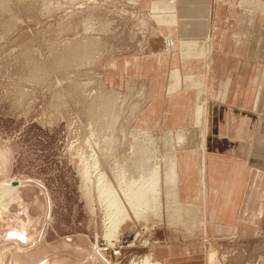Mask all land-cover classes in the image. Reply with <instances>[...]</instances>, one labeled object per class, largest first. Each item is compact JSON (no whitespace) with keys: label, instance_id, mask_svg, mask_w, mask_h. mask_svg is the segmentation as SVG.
<instances>
[{"label":"rangeland","instance_id":"rangeland-1","mask_svg":"<svg viewBox=\"0 0 264 264\" xmlns=\"http://www.w3.org/2000/svg\"><path fill=\"white\" fill-rule=\"evenodd\" d=\"M151 15L141 0H0V264L159 263L156 245L184 240L195 245L188 264H264V231L202 238L200 215L166 197L162 219L146 210L105 237L95 162L118 188L117 177L140 181L149 138L162 156L167 132L200 139L164 126L179 51L153 50L171 31Z\"/></svg>","mask_w":264,"mask_h":264},{"label":"crops","instance_id":"crops-1","mask_svg":"<svg viewBox=\"0 0 264 264\" xmlns=\"http://www.w3.org/2000/svg\"><path fill=\"white\" fill-rule=\"evenodd\" d=\"M141 3L159 25L171 31L162 30L164 38L150 41L153 50H163L168 42V52L178 50L177 59L188 70L182 75L176 59L175 69L170 75L167 71V82L175 93L169 96L164 114V126H185L200 133L199 140L178 146V198L191 211L185 216L200 215L202 238L261 234L264 0ZM180 84L182 90H176ZM190 243L161 242L151 255L163 264H188L196 259L195 245Z\"/></svg>","mask_w":264,"mask_h":264},{"label":"bare ground","instance_id":"bare-ground-1","mask_svg":"<svg viewBox=\"0 0 264 264\" xmlns=\"http://www.w3.org/2000/svg\"><path fill=\"white\" fill-rule=\"evenodd\" d=\"M188 140H187V132L170 131V132L165 133L164 140L162 141V143L165 146L166 153L164 156H162L163 147L158 145L159 141L152 137L149 138L148 141L145 142L144 146L142 145L141 152L139 150L140 152L139 158L140 160H142L141 170H143V173H141V176H139L140 181H138L139 178L136 180L131 179V178L126 180L125 179L126 176H124L123 179L117 177L115 180H116V183L119 189L116 187L113 180H111L110 177L107 176V174L105 173L106 171L105 172L99 171L101 170L102 165L99 162V159L97 158L98 162H95L94 164L95 171H96L95 173L98 174V180H97L98 184L96 186L98 189L100 203H102L103 205L105 204L106 211L108 212V216H109L108 222L106 223L107 231L105 235L109 244H112L113 241L118 240V238L122 234L123 226L126 222H128V220L132 221L133 217L137 219H139L142 216L144 217L143 213H145L146 210L148 211L153 210L152 212H155V213L157 212V214L159 213L158 215L162 219L163 209H164V203H163L164 197L167 198V202H168L167 208H169L170 206L171 210L173 211L177 209V207L179 206V204L177 203L179 202V198H178V155H177L178 149L177 147L181 143H185ZM192 140L194 139H191V141ZM135 161L138 162L137 160ZM131 166H134V162ZM85 169H86L85 173L83 174H85L84 176H85L86 182L87 181L89 182L91 181L89 179L91 175L93 174L91 173L89 174V170L87 168ZM125 169H123V171ZM134 169H135V166H134ZM141 170L139 168V171ZM116 172L117 171H115L114 173ZM134 189H136V191ZM89 197L92 198V196H89ZM154 215L156 216V214ZM159 216H157V218ZM148 257L145 259L143 264H161L160 262L159 263L152 262Z\"/></svg>","mask_w":264,"mask_h":264},{"label":"water","instance_id":"water-1","mask_svg":"<svg viewBox=\"0 0 264 264\" xmlns=\"http://www.w3.org/2000/svg\"><path fill=\"white\" fill-rule=\"evenodd\" d=\"M102 260V259H101ZM103 262V261H102Z\"/></svg>","mask_w":264,"mask_h":264}]
</instances>
